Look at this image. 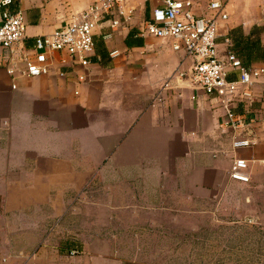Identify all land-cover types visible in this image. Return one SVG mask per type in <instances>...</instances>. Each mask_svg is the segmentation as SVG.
<instances>
[{"label":"crops","instance_id":"obj_1","mask_svg":"<svg viewBox=\"0 0 264 264\" xmlns=\"http://www.w3.org/2000/svg\"><path fill=\"white\" fill-rule=\"evenodd\" d=\"M91 1L14 0L12 9L22 11L25 23L17 54ZM204 4L194 13L201 14ZM134 5V25L96 27L88 66L65 65L63 77L11 81L0 51V264H124L108 239L78 244L71 237L75 210L69 205L95 181L127 189L124 201L153 203L164 200L166 190L181 200H202L233 182V159L246 177L264 167V125L254 145L231 151L216 130L219 105L179 76L191 60L162 40L138 36L135 23L146 6ZM226 14L219 50L229 31L254 37V27L264 47V0L260 6L231 0ZM51 57L57 63L62 56ZM142 186L152 187V194H143ZM64 217L69 223L62 227ZM71 250L77 254L69 256Z\"/></svg>","mask_w":264,"mask_h":264},{"label":"built area","instance_id":"obj_2","mask_svg":"<svg viewBox=\"0 0 264 264\" xmlns=\"http://www.w3.org/2000/svg\"><path fill=\"white\" fill-rule=\"evenodd\" d=\"M139 1L146 10L135 23L137 35L162 40L172 51L191 60L189 71L179 76L219 105L223 116L216 130L227 138L231 151L254 145L256 131L264 125V65L243 68L228 49L230 43L226 38L223 40L225 48L218 49L217 32L227 18L226 6L231 0H205L199 15L194 13L197 5L193 0ZM134 2L92 0L50 33L35 36L30 49L21 56L16 48L24 37L23 13L12 9L14 0H0V51L4 54V70L13 81L16 76L63 77L65 73L61 68L65 65L71 69L88 66L94 29L103 24L109 29L134 25L137 12ZM53 53L62 56L57 63L51 57ZM54 64L58 65L55 69ZM11 88H14L13 83ZM237 166L238 161L233 159L229 178L246 182L247 177L238 174ZM76 254L75 250L68 253L69 256Z\"/></svg>","mask_w":264,"mask_h":264},{"label":"rangeland","instance_id":"obj_3","mask_svg":"<svg viewBox=\"0 0 264 264\" xmlns=\"http://www.w3.org/2000/svg\"><path fill=\"white\" fill-rule=\"evenodd\" d=\"M193 1L198 8L205 3ZM243 1L260 6L263 0ZM151 189L142 186L143 194ZM125 190L95 181L79 192L69 205L71 237L78 244L108 239L124 264H264V167L209 199L181 200L164 189V200L124 201Z\"/></svg>","mask_w":264,"mask_h":264},{"label":"trees","instance_id":"obj_4","mask_svg":"<svg viewBox=\"0 0 264 264\" xmlns=\"http://www.w3.org/2000/svg\"><path fill=\"white\" fill-rule=\"evenodd\" d=\"M258 28L252 30L250 34L254 37L243 36L240 31L233 29L226 34L230 45L228 49L239 60L241 66L248 69L251 66L249 61H261L264 63V47H261L257 40Z\"/></svg>","mask_w":264,"mask_h":264}]
</instances>
